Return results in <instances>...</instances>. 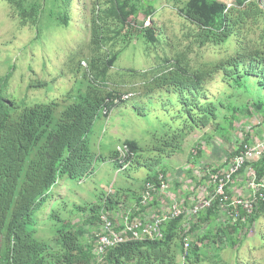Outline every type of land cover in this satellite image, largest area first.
Returning <instances> with one entry per match:
<instances>
[{
	"label": "trees",
	"instance_id": "16d2710c",
	"mask_svg": "<svg viewBox=\"0 0 264 264\" xmlns=\"http://www.w3.org/2000/svg\"><path fill=\"white\" fill-rule=\"evenodd\" d=\"M7 1L15 9L13 16L19 18L20 25H37L41 21L43 12L38 0ZM170 1H181L177 3L179 14L196 27L185 33L189 43L183 48L179 49L167 39L158 25L155 19L158 14L157 0L148 1L143 12L133 0H95L88 11L91 38L87 51L82 44L77 48L73 68L68 67L74 72L75 80L61 100L54 98L49 102L33 103L17 100L12 95L14 91L5 90L11 73L1 79L0 264H182L181 261L183 264H196L203 260L204 254H208L211 241L215 245L218 243L215 247L218 252L225 242L232 247L239 242L232 233L238 231L240 223L230 224L231 227L227 224L219 228L214 236L206 232L199 233L195 238L192 232L198 223H194L189 227L193 242L183 257V216L164 224L163 238L128 240L108 249L101 261L95 253L96 244L84 243L82 231L70 222L62 221L61 215L57 216L61 250L54 251L50 242L37 237L39 220L36 213L50 199L51 189L58 180L65 176L75 180L85 179L95 173L96 159H105L102 154L93 151L91 133L95 121L102 115L107 117L119 105L114 101L118 96H112L111 92L94 84L91 77L95 81L113 79L111 70L122 51L129 47L135 30L146 43L160 44L167 40L172 52L164 54L160 63L143 71L127 69L131 80L137 78L140 81L131 83L141 84L145 92L159 88H166L170 94L176 92L179 104H173L178 107L177 117L183 119L180 126L172 128L153 144L142 145L136 139L123 141L135 157L138 156L137 159L144 152L159 154L147 166L152 167L160 163L164 156L179 152L185 138L196 129L214 125L217 132H222L223 127L217 122L220 105L207 100L206 85L217 74L221 73L227 84L237 86L245 84L246 76L255 75L264 86V7L260 0H236L231 7L220 0ZM105 3L108 7L104 9L102 5ZM147 18L149 25H145ZM68 21V14L61 17V22ZM231 36H235L239 45L235 51L213 60L192 57L195 47L224 46ZM66 67L63 75L69 71ZM124 72L118 73L123 77L126 76ZM45 84H30L29 87ZM105 107L108 108L106 114L103 113ZM257 107H262L261 103ZM239 109V106L228 105L230 114L226 118L230 120L229 126L234 127V121L243 114H252L249 108ZM118 154L116 146L111 150V157L119 168ZM235 154L232 151L230 156ZM134 158L131 159L134 161ZM255 167L258 179L264 178V158L255 162ZM157 173L150 174L148 180L156 179ZM198 183L201 181L198 180ZM103 199L104 195H101L98 202L90 206L95 221L100 220ZM137 199L139 204L140 196ZM114 202L119 201L111 196L107 207H117ZM145 209H136V216ZM261 210L264 213V202H261ZM219 213H222L221 208L215 202L198 216L199 223L208 222ZM259 213L249 219L248 226H253L259 219Z\"/></svg>",
	"mask_w": 264,
	"mask_h": 264
},
{
	"label": "rangeland",
	"instance_id": "374dc122",
	"mask_svg": "<svg viewBox=\"0 0 264 264\" xmlns=\"http://www.w3.org/2000/svg\"><path fill=\"white\" fill-rule=\"evenodd\" d=\"M38 1L42 7L41 12H43L41 21L37 25L29 23L22 26L19 18L13 16L15 9L10 6V3L7 0H0V81L7 73L12 72L5 90L7 92L14 91L12 95L17 100L24 99L27 103L49 102L54 98L61 100L67 93L69 86L75 80L74 72L69 69L73 68L76 61L74 54L80 44L87 51V44L90 42L88 11L92 8L95 0ZM102 1L104 2V0ZM148 1L150 0H133L140 12L145 10ZM220 1L226 2L228 6L236 4V0ZM180 2L157 0L158 14L155 17L158 25L164 31L165 37L172 40L179 49L189 43L185 33L196 28L179 14L178 4ZM259 2L264 7L262 2ZM107 7V3L102 5L104 9ZM66 14L69 15L68 23L61 22V17ZM56 16L60 18L57 19ZM149 23L150 20L147 18L145 25H149ZM37 36L38 38L35 39ZM166 42L167 40L160 44L146 43L139 31L135 30L132 42L125 51H122L118 62L111 70L112 80L118 83L124 82L127 85L131 82H140L137 78L131 80L127 69H145L160 63L164 54L172 52ZM223 45L210 46L206 49L197 46L191 55L194 58L197 56V58L213 60L222 58L239 47L235 36H231ZM65 67L66 69L69 67V71L63 75ZM122 71H126V73L124 72L126 76H120L118 72ZM245 78L243 86L229 85L223 75L219 73L206 85L207 100H212L220 105L217 122H220L223 127L221 133L215 130L214 125L196 129L185 138L179 152L171 156H164L160 163L153 164L152 167L147 166V163L151 164L150 161L159 154L144 152L139 156V159L136 156L134 161L119 171L120 168L116 166L111 157V150L122 145L125 139H136L142 145L153 144L160 136L170 132L172 128L180 126L183 119L177 117L178 107L174 104L179 103L176 99L178 95L176 92L170 94L166 88L145 92L141 86L134 97L115 106L110 115L99 117L93 126L91 145L93 151L102 154L105 159H96L95 173L85 179L75 180L65 176L58 180L51 189L50 199L36 213L39 220L37 237L50 242L54 251L61 250L57 234V227L60 225L57 216L61 215L62 221L70 222L75 228L82 231L84 243L95 245L101 228V219L95 221L90 206L92 203L98 202L101 195H104L103 200H105L110 187L113 188L112 196L119 202L113 203L114 206H117L115 208H108L107 205L105 207L112 217L111 219H120L126 212L138 207L137 197L141 195L150 174L165 171L166 174L172 173L175 177H179L181 172H186V175L189 176L193 173L188 171L191 165L195 170L200 164L203 166H206L204 165L206 163L222 164L233 151V146L238 145L237 140L244 136L249 137L246 131L250 130V125L253 122L255 127L253 130H256L257 137H262L264 86L259 83V78L255 75H248ZM43 82L46 84L42 87H29L30 84ZM258 103H261L262 107H257ZM166 105L167 108H165ZM228 105L239 106V111L249 108L252 114H243L236 122L234 121V127L229 126L230 120L226 118L230 114ZM250 117L252 119L247 120ZM255 122H258L259 125H256ZM215 138H220L223 141L222 145L216 144ZM199 140L209 142V144L206 142V146H208V151H212L211 153L214 155L209 153L210 159L206 160L204 157H207V153L204 152V157L195 163L192 152L195 147H198ZM239 177L242 178L243 175ZM239 182L243 183L239 185ZM250 182L248 177L235 181L231 200L242 196H251L254 190ZM191 187L190 185L189 188ZM180 189V194L185 193V190ZM185 202H188L185 206L190 207L192 200L189 199ZM182 209L185 210V207ZM259 212H261L259 213L260 217L253 226H248L246 222L239 226L236 233H232L239 241L236 246L232 247L225 242L223 249L218 252L215 249L218 243L215 245L211 241L208 254H204L203 260L196 264H264V213L261 206ZM229 218L228 212H222L201 224L197 215L188 222H184V225L189 227L198 223L192 232L194 238L199 233L205 234L206 232L214 236L219 228L229 225L227 222ZM231 225L229 226L231 227ZM190 237L193 242L191 235ZM181 263L184 262L181 261Z\"/></svg>",
	"mask_w": 264,
	"mask_h": 264
},
{
	"label": "built area",
	"instance_id": "2783aa9c",
	"mask_svg": "<svg viewBox=\"0 0 264 264\" xmlns=\"http://www.w3.org/2000/svg\"><path fill=\"white\" fill-rule=\"evenodd\" d=\"M260 1L264 5V0ZM234 5L230 4L229 7ZM250 119L252 117L247 120ZM253 123L250 125V130L246 131L250 141H246L248 138L246 136L239 138L238 145L233 146V151L236 154L232 157L229 154L228 159L224 160L222 164L206 163L204 164L206 166L200 164L195 170L189 166L188 171L193 172L189 176L186 175V172H181L179 177L159 172L156 179L146 181L137 208L139 210L147 209L143 210L140 215L136 216L133 208L120 219L113 220L104 206L101 211V228L95 247L98 259L101 261L108 249L128 240L161 239L164 237L163 226L166 222L179 216H183L184 222H188L192 217L199 216L210 208L215 202L219 203L221 212L229 213L230 218L227 220L229 225L248 222L259 211L261 202H264V178L258 179V171L255 167V162L264 158V135L257 137L256 130H253L255 129ZM255 124L259 125L258 122ZM214 141L218 145L223 143L220 138H215ZM206 142L199 140L198 147H195L193 151L194 156L206 148ZM118 151L120 162L127 166V158L131 155L129 148L119 146ZM241 175H243L242 178L248 177L251 180L253 194L232 201V188L235 181L242 179L239 177ZM198 180L201 181L200 184ZM176 181L178 192L174 186ZM242 183L239 182V185ZM190 185L191 188H189ZM180 188L185 190V193L180 194ZM111 192L110 188L109 193ZM189 199L192 200L191 206L186 207L188 202L185 201ZM106 202L107 199L104 203ZM183 207L185 210L182 209ZM183 226L185 257L191 242L189 234L191 225L185 227L183 224Z\"/></svg>",
	"mask_w": 264,
	"mask_h": 264
},
{
	"label": "clouds",
	"instance_id": "9594fccd",
	"mask_svg": "<svg viewBox=\"0 0 264 264\" xmlns=\"http://www.w3.org/2000/svg\"><path fill=\"white\" fill-rule=\"evenodd\" d=\"M84 64L86 65V63L84 62ZM137 69H139L140 71H143V69H140V68H137ZM146 69V68H145ZM9 73H11V75H12V72H9ZM8 74V73H7ZM6 74V75H7ZM5 75V76H6ZM4 76V77H5ZM11 78V77H10ZM91 79H92V81H93V83L94 84H96V85H99L101 88H103V89H106L107 91H109V92H111L112 93V96H118V97H116L115 99H114V101L117 103V104H120V103H122V102H125V101H127L128 99H130V98H132V97H134L137 93H138V90H139V88L141 87V84H138V83H131V84H129V85H127L126 83H118V82H115V81H113L112 79H110V81H103V80H97V81H95L94 79H93V77H91ZM32 87H35L34 85L32 86ZM31 87V88H32ZM126 95H129L128 97H125ZM107 111H108V108L107 107H105V109L103 110V113L104 114H106L107 113ZM112 111V110H111ZM111 113V112H110ZM110 113H109V115H110ZM119 146H122V147H124V146H127L128 148H129V150H130V147L127 145V144H122V145H118L117 146V150H118V147ZM131 152V151H130ZM201 152V151H200ZM193 153V152H192ZM198 156V158L196 159L195 158V160L197 161L198 159H200L199 158V154L197 155ZM197 156H194V157H197ZM119 154H118V156H117V161H119V163L121 164V167H119L120 169H119V171H121V170H123L122 168H124V167H127L129 164H130V162H132L133 160L131 159L132 157L134 158L135 157V154L134 153H132L131 152V155L127 158V166H124L125 164L123 163V162H120V160H119ZM132 160V161H131ZM192 166V165H191ZM111 189H112V191H113V188L112 187H110ZM110 191V190H109ZM109 194V195H108ZM113 194L112 193H109V192H107V196H106V199H107V202L109 201V199H110V197L112 196ZM141 196V195H140ZM105 199V200H106ZM104 200V201H105ZM107 202L106 203H104L103 202V204H102V208L104 207V206H106V204H107ZM139 205V204H138ZM101 208V209H102ZM136 209H138L137 207L134 209V213L136 214ZM139 210V209H138ZM102 211V210H101ZM100 219H101V215H100Z\"/></svg>",
	"mask_w": 264,
	"mask_h": 264
},
{
	"label": "crops",
	"instance_id": "0c3cea01",
	"mask_svg": "<svg viewBox=\"0 0 264 264\" xmlns=\"http://www.w3.org/2000/svg\"><path fill=\"white\" fill-rule=\"evenodd\" d=\"M262 134H261V136H263L264 135V130H263V132H261ZM208 144H209V142H208ZM204 152H206L207 153V157H204L203 156V153ZM212 152V151H211ZM211 152H209L208 151V146H206V148H205V150L204 151H201V153L199 154V158L200 159H202L203 157H204V159H206V160H209L210 159V156H209V153H211ZM210 155H214V153L212 154H210ZM172 176H174L175 177V175L174 174H172V173H170ZM174 186L176 187V189H177V187H178V185H177V181L174 183ZM156 199H157V196H156ZM156 201V200H155Z\"/></svg>",
	"mask_w": 264,
	"mask_h": 264
}]
</instances>
